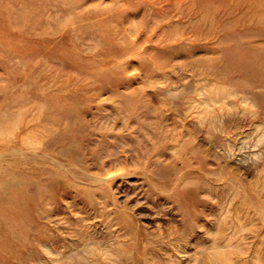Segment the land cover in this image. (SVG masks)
Listing matches in <instances>:
<instances>
[{
  "label": "rangeland",
  "instance_id": "obj_1",
  "mask_svg": "<svg viewBox=\"0 0 264 264\" xmlns=\"http://www.w3.org/2000/svg\"><path fill=\"white\" fill-rule=\"evenodd\" d=\"M0 264H264V0H0Z\"/></svg>",
  "mask_w": 264,
  "mask_h": 264
},
{
  "label": "bare ground",
  "instance_id": "obj_2",
  "mask_svg": "<svg viewBox=\"0 0 264 264\" xmlns=\"http://www.w3.org/2000/svg\"><path fill=\"white\" fill-rule=\"evenodd\" d=\"M112 173V172H111Z\"/></svg>",
  "mask_w": 264,
  "mask_h": 264
}]
</instances>
